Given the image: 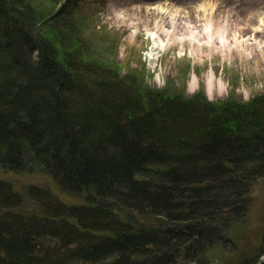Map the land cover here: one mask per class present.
<instances>
[{
	"label": "trees",
	"instance_id": "16d2710c",
	"mask_svg": "<svg viewBox=\"0 0 264 264\" xmlns=\"http://www.w3.org/2000/svg\"><path fill=\"white\" fill-rule=\"evenodd\" d=\"M83 2L0 0V170L87 203L31 186L26 215L0 179V264H207L264 178V95L219 109L119 79L73 43Z\"/></svg>",
	"mask_w": 264,
	"mask_h": 264
},
{
	"label": "rangeland",
	"instance_id": "374dc122",
	"mask_svg": "<svg viewBox=\"0 0 264 264\" xmlns=\"http://www.w3.org/2000/svg\"><path fill=\"white\" fill-rule=\"evenodd\" d=\"M30 1L28 0V3L33 6L35 4L37 9L41 6L47 13L56 11L59 5L58 0ZM148 1L127 0L129 4L125 5V8L115 9L118 12L129 10V19H124L113 10L112 6L117 0H84L82 7L74 16V22L78 25L75 26V31L70 32L73 43L79 50L80 47L84 48L85 51L82 53L85 56L111 69L113 75L119 79L130 82L134 80L146 91L163 94L168 99L179 96L185 101L194 99L206 101L219 109L227 108L234 102L239 106L251 108V101L256 96L264 95V55L260 53H256L258 62L254 57L244 60L236 53L229 59H224L222 55L217 54L210 60L199 62L188 52L180 56L179 47L174 46L166 53H162L154 65L150 59L152 41L146 34V28L155 26L158 15L145 8ZM159 1L171 3L174 8H185L203 3L211 5L214 0ZM215 1L227 6L229 0ZM247 1L241 0L239 3L244 4ZM260 7L264 11L263 3ZM131 17L139 18V21L135 22V25L139 27V33L133 41L130 35L136 26H130L133 23ZM43 31L48 33L50 30L43 29ZM48 35L50 36V32ZM212 67L218 77L224 79L228 91L225 94L210 97L205 89L204 75L209 73ZM194 74L200 78L201 83L198 89L191 91L190 84ZM159 76L160 80H158ZM0 179L11 182L24 196V205L20 211L26 215L27 213L32 214L31 216L41 214L42 201L33 200L27 196V190L31 186L48 190L59 202L66 205L87 204L84 196L77 197L64 192L50 176L42 171L13 173L0 170ZM246 189L244 197L247 200L248 212L242 221L230 226L226 231V237L232 243L218 245V248L213 249L206 258L207 264H256L264 255V178L255 179V182ZM142 220L145 223L149 222V225L157 222L156 218L149 216L143 217Z\"/></svg>",
	"mask_w": 264,
	"mask_h": 264
},
{
	"label": "bare ground",
	"instance_id": "6f19581e",
	"mask_svg": "<svg viewBox=\"0 0 264 264\" xmlns=\"http://www.w3.org/2000/svg\"><path fill=\"white\" fill-rule=\"evenodd\" d=\"M239 1L241 0H229L228 5L225 6L214 0L211 5L203 3L185 8H174L171 3H162L159 0L146 2L145 8L158 15L155 26L146 28V34L152 41L150 59L154 65L162 53H166L174 46L179 47L180 56L188 52L199 62L210 60L217 54L222 55L224 59H229L235 53L242 56L244 60L254 57L258 62L256 53L264 55V11L260 7L262 3L264 5V0H248L244 4H240ZM127 4H129L127 0H117L112 7L115 12H118L115 9L125 8ZM128 11L118 13L124 19H129ZM130 19L133 22L130 26L139 21L138 17ZM135 26L130 35L131 41L139 33V27ZM213 68L204 75L205 89L210 97L222 95L228 91L226 82L218 77ZM160 79L159 76L158 80ZM200 83V78L194 74L190 90L198 89ZM178 264L198 263L180 261Z\"/></svg>",
	"mask_w": 264,
	"mask_h": 264
},
{
	"label": "water",
	"instance_id": "95a60500",
	"mask_svg": "<svg viewBox=\"0 0 264 264\" xmlns=\"http://www.w3.org/2000/svg\"><path fill=\"white\" fill-rule=\"evenodd\" d=\"M264 262V255L256 262V264H262Z\"/></svg>",
	"mask_w": 264,
	"mask_h": 264
}]
</instances>
